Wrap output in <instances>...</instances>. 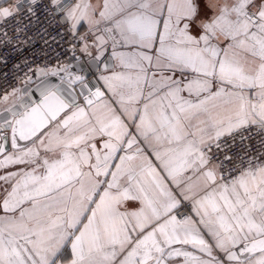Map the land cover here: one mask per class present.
Returning a JSON list of instances; mask_svg holds the SVG:
<instances>
[{"label": "snow or ice", "instance_id": "obj_1", "mask_svg": "<svg viewBox=\"0 0 264 264\" xmlns=\"http://www.w3.org/2000/svg\"><path fill=\"white\" fill-rule=\"evenodd\" d=\"M37 25L67 47L0 89V264H264V0H0V43Z\"/></svg>", "mask_w": 264, "mask_h": 264}, {"label": "built area", "instance_id": "obj_2", "mask_svg": "<svg viewBox=\"0 0 264 264\" xmlns=\"http://www.w3.org/2000/svg\"><path fill=\"white\" fill-rule=\"evenodd\" d=\"M11 34V25L5 26ZM40 26L37 25L28 33L30 39L27 41H13L12 43H0V89L17 86L18 78H22L28 72L29 67L45 63L55 64L56 54L66 50L63 41L59 44H45V40L39 34ZM55 35V32L52 33ZM51 43V42H50Z\"/></svg>", "mask_w": 264, "mask_h": 264}]
</instances>
